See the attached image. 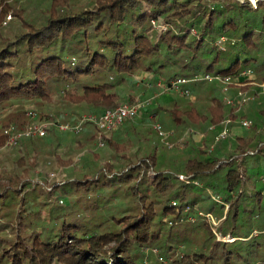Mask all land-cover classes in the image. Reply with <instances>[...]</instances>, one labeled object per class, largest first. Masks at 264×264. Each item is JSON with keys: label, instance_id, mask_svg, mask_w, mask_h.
<instances>
[{"label": "trees", "instance_id": "16d2710c", "mask_svg": "<svg viewBox=\"0 0 264 264\" xmlns=\"http://www.w3.org/2000/svg\"><path fill=\"white\" fill-rule=\"evenodd\" d=\"M7 13L12 19L2 25ZM152 20L162 21L166 29L157 30ZM248 68L264 73V0L255 6L247 0H0L3 124L13 121L7 107L14 100L46 101L55 82L72 85L75 91L65 97L87 113L100 114L115 107L118 82L140 69L163 74L170 86L201 74L236 78ZM148 88L150 96L161 90ZM213 92H206L211 105H222L219 91ZM211 105L177 97L151 107L152 117L164 129H174L175 137L187 127L211 134L208 145L185 141L181 153L163 143L167 149L161 150L158 132L131 120L125 128L130 125L135 133L109 131L105 147L95 155L112 159H95L87 152L83 174L55 182L46 192L47 201L60 191V203L69 194L62 219L55 217L61 211L37 208L42 202H36L33 188L24 191L22 185L2 182L28 183L14 171L37 167L46 157L40 144L59 141L55 131L53 139L23 137L21 156L10 159L12 171L0 177L5 219L0 233L14 231L13 238L0 235V264H142L143 248L157 249L165 264H264V135L258 133L264 129V108L251 115L250 137H236L232 149L226 138L214 142L220 127L209 130L208 124L221 115L208 114ZM65 118L71 120L61 122L77 123L79 116ZM144 132L150 139L145 147L130 157L122 155L119 162L117 153L129 149L127 137H143ZM65 133L67 144L76 140L80 150L96 140L97 127L85 121L78 132ZM7 138L1 130L0 149ZM9 193L19 203L3 200ZM127 198L130 204L123 206ZM88 210L97 214L89 217ZM197 234L199 249L174 255L171 250L193 244Z\"/></svg>", "mask_w": 264, "mask_h": 264}, {"label": "rangeland", "instance_id": "374dc122", "mask_svg": "<svg viewBox=\"0 0 264 264\" xmlns=\"http://www.w3.org/2000/svg\"><path fill=\"white\" fill-rule=\"evenodd\" d=\"M250 2V0H247ZM171 71V70H166ZM166 73V72H164ZM202 75V74H201ZM199 75V76H201ZM264 73L263 74H257L256 71L253 70V73L248 74V77H246L244 80L241 76L232 78L231 81L232 84L227 86V90L223 91V84L216 81V80H205L206 83H201L200 81H188L187 83L181 84L179 87H172L170 86V89L167 91H164L162 86H167L165 81V76L162 74H158L157 72H147L144 70H137L134 73L125 75V78L123 81H119L118 77H113L112 81H119L118 85L120 88H118V99L115 101V104L113 106H117L121 103H128L129 100L133 103H143L147 101L140 109L138 115L131 120L134 124L138 125V127L142 128H149L151 127L153 129L154 123L158 122L157 119H154L151 117V107L153 104L155 105L158 102H167L171 101L177 97H181L183 100L188 101L192 104H208L211 105L210 101L208 100V96L206 95V92L210 89L212 93L214 91H219L220 97H221V103L222 105H215L214 103L211 105V107L208 110V114L217 116L220 114L221 116L212 121V123H209L208 126L214 125L216 127H220L222 122L229 119V136L225 139V142H229V145L232 147V145L235 144L236 137H243L247 138L250 137L252 130L251 129H243L240 127L239 121L242 119H251V115L261 109L264 108V95L260 93L258 87L256 86L259 83H262L264 81ZM242 79V80H241ZM146 82H150L151 85H155L156 87H159L161 89L160 91L157 89L156 93L151 95V90L145 85ZM160 82V86L157 84ZM203 82V81H202ZM79 90V89H78ZM75 90L72 89V85H65L60 82H55L51 86V96L50 99L43 101V102H36L35 100H14L12 106L7 107L11 108L10 111L14 115H12L13 121H8L3 124L0 122V131L4 129L5 126H13L15 130H25L28 126L37 123V122H44L49 120H55L58 122H61L62 119L70 121L71 119H66L65 117L69 116H79L81 115H87L91 113H87L83 110V105L71 102L65 97V93L69 92L72 93ZM183 91H187L188 95H184ZM207 100V101H206ZM230 100L231 103L228 104L227 101ZM110 108V107H106ZM231 109V110H230ZM264 114V110L261 112ZM47 114L49 115L47 117ZM93 114V113H92ZM233 116H235L233 118ZM218 117V116H217ZM14 120L17 122V128L14 126L13 123ZM25 122L21 125L19 123ZM128 120L120 125L115 130H122L126 129L131 133H135V131H131V126H126V123ZM63 123V122H62ZM73 124L72 122H68ZM128 128V129H127ZM166 131V141L170 142L169 147H171V150H176L178 153L183 151V144L185 141H188L189 143L196 142L208 145L211 141V134L208 133V130H202L198 128L193 127H187L183 133L179 137H175L174 129L172 128H165ZM189 131L187 135H185V132ZM192 131V132H191ZM196 132V133H195ZM109 133V132H108ZM147 132H144L143 137L139 135H131L130 137H133L132 140L128 139L127 137V143L129 144V149L124 150L125 152H118V158L119 162H122L123 158L122 155H126L127 157H130L131 153H133L140 145L138 149L141 148V150L145 147V145L148 143L150 139H148V135H145ZM259 135H264V129H261L259 132ZM55 135L59 137V141L55 140L54 143L48 145L47 143H42L41 148L43 149V152L45 153V161H41L39 159V162L37 164V167L35 168H29L26 167L19 168L15 170L16 174L18 175V180L27 181L28 183H6V179L4 178L2 182L5 184V186H21L23 190H30L31 188L34 189L33 193L35 195L36 202H42L37 204V208L39 207L42 212H50V210L54 209L61 212H55L59 213V216L55 217H61L65 218V212L70 207V196L69 194H63L61 196L63 202L60 203V201L56 202V197L61 195L60 191H57L52 196H49V200L46 201V192L51 189V185L55 182L64 181L68 176L73 175H81L85 172V167L83 164L82 159L84 158V154L87 152H90V154H94L95 159H112V155L108 154L107 156H98L95 155V153H99L101 149L105 147V145L98 147L95 141L92 143H88L84 145L83 149L76 148V140L72 141L70 144H67V139L65 132H59L55 131ZM66 136V137H65ZM70 136V135H69ZM77 136V135H76ZM75 136V137H76ZM74 137V139H75ZM23 137L19 138L18 143L10 144V145H4L0 149V177H5L7 174H10V171L12 169L10 168V159L16 160L21 156V149L23 147V143L26 141V139H22ZM29 138H35V137H29ZM40 138V137H38ZM45 139H53V133L51 131L50 134H48L46 137H43ZM183 138L182 143L180 144L179 139ZM43 140V139H42ZM36 141H39V139H36ZM162 141L161 138H159V144L158 146L161 147L160 149H167L166 146L163 147L161 145ZM47 144V145H45ZM212 144V143H211ZM210 144V146H211ZM243 144V143H242ZM37 148H40L38 145V142L34 143ZM25 147V146H24ZM234 147V146H233ZM232 147V149H233ZM239 149L243 151L242 145H239ZM24 151V148H23ZM238 149L235 150L237 152ZM91 159V157H90ZM6 171H8L6 173ZM242 172V170H241ZM245 176L244 172H242ZM81 191V190H80ZM78 196L81 198H85L86 193L82 190L81 193L78 192ZM217 199L219 197L215 196ZM60 198V199H61ZM34 199V200H35ZM83 199L82 203L80 205H83ZM3 200H9L11 203H16L20 201V198L14 194H10L3 198ZM58 200V199H57ZM5 202V201H4ZM122 202L123 206H127L130 203V199H124ZM18 205V204H17ZM60 205V206H59ZM35 206V205H34ZM36 207V206H35ZM227 207H225L226 211ZM78 210V209H77ZM79 211H82L79 208ZM43 214V213H42ZM87 216L91 217L92 215H96L97 212L91 210H88L86 212ZM86 216V217H87ZM208 218L211 221H217L216 217L213 215H209ZM5 219L2 217V214H0V222H4ZM47 221V220H46ZM46 225V223H43V225ZM48 226V224L46 225ZM214 235L217 238L220 237L218 233H216L215 230ZM8 235L7 237L13 238L14 231L13 230H6L1 231L0 235ZM198 234L194 237L193 244L185 243V246L177 245L172 252L175 251L174 255L180 254L182 251L185 252L186 250L190 249H199V246L196 244L195 239L198 238ZM191 246V247H190ZM142 250V249H141ZM143 259L146 258L150 261L151 264H159L160 261L157 259V256L154 252H152L151 248H143ZM142 253V252H141ZM146 254V255H145ZM157 259V261H156ZM165 261L167 259L164 257ZM163 259V260H164ZM164 263V262H163ZM162 263V264H163ZM53 264H60L56 261H54ZM143 264V262H142ZM165 264V263H164Z\"/></svg>", "mask_w": 264, "mask_h": 264}, {"label": "built area", "instance_id": "2783aa9c", "mask_svg": "<svg viewBox=\"0 0 264 264\" xmlns=\"http://www.w3.org/2000/svg\"><path fill=\"white\" fill-rule=\"evenodd\" d=\"M252 5L255 6V2H252ZM12 19V14L7 13L4 21L2 22V25H6V23ZM151 24L159 31L165 30L167 25L163 23L162 21L158 20H152ZM253 73V70L248 68L243 71H241L237 77L241 76L242 79L245 77H248V74ZM202 76V75H201ZM195 77L193 79H177L175 81H172L170 86L172 87H179L181 84L187 83L188 81H195V80H201V79H209V80H216L223 84V91L225 92L227 90V86L232 84L233 81L230 76H209L206 75L205 77ZM241 79V80H242ZM160 86V82L157 83ZM145 85L147 87L152 86L150 82H146ZM170 86H162L164 91H167L170 89ZM259 88L260 93L264 95V81L262 83H259L256 85ZM184 95H188L187 91H183ZM147 101L143 103H121L115 107H110L105 109L100 114H87V115H81V117L78 118L77 123H62L55 120H49L44 122H37L30 126H28L25 130H15L13 126H5L3 129V133H5L8 138L5 143V145L15 144L16 141L21 137H46L48 134L51 133V131H59V132H66V131H75L78 132L81 129V125L85 121H89L93 123L97 127V137H96V144L98 147H101L104 145V138L107 136L109 131L117 129L120 125H122L125 121L128 119H132L136 117L141 109V107L146 103ZM228 104L231 103L230 100L227 101ZM229 123L230 120L227 119L224 122H222L220 128L217 130V133L214 137V142L223 140L229 136ZM240 127L243 129H249L251 126V120L249 119H242L239 121ZM153 128L158 132V135L161 138V141L164 145H167L168 147L171 146L169 141H166V131L164 130L163 126L156 122L153 125ZM216 126L210 125L209 130H216ZM192 132V131H191ZM189 131L185 132V135H187ZM196 133V132H195ZM180 144L183 141V138L179 139ZM213 147V144L210 146V148ZM180 178H183L180 175ZM215 198V197H214ZM216 199V198H215ZM175 204V202L173 203ZM215 223V222H214ZM220 239V237L218 238ZM152 252H154L157 256V259L160 262H164L163 256L159 254V251L157 249H152ZM143 264H151L150 261L146 258L143 260Z\"/></svg>", "mask_w": 264, "mask_h": 264}, {"label": "bare ground", "instance_id": "6f19581e", "mask_svg": "<svg viewBox=\"0 0 264 264\" xmlns=\"http://www.w3.org/2000/svg\"><path fill=\"white\" fill-rule=\"evenodd\" d=\"M250 2H251V3H252V2L254 3V2H256V0H250Z\"/></svg>", "mask_w": 264, "mask_h": 264}, {"label": "water", "instance_id": "95a60500", "mask_svg": "<svg viewBox=\"0 0 264 264\" xmlns=\"http://www.w3.org/2000/svg\"><path fill=\"white\" fill-rule=\"evenodd\" d=\"M238 1H240V2H244L245 0H238Z\"/></svg>", "mask_w": 264, "mask_h": 264}, {"label": "crops", "instance_id": "0c3cea01", "mask_svg": "<svg viewBox=\"0 0 264 264\" xmlns=\"http://www.w3.org/2000/svg\"><path fill=\"white\" fill-rule=\"evenodd\" d=\"M151 117H152V114H151ZM152 118H153V117H152ZM125 122H126V121H125ZM125 122H124V123H125ZM95 143H96V142H95Z\"/></svg>", "mask_w": 264, "mask_h": 264}]
</instances>
